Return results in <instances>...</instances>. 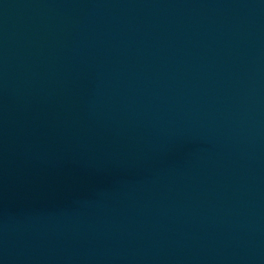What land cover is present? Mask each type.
I'll return each mask as SVG.
<instances>
[{
	"label": "water",
	"instance_id": "1",
	"mask_svg": "<svg viewBox=\"0 0 264 264\" xmlns=\"http://www.w3.org/2000/svg\"><path fill=\"white\" fill-rule=\"evenodd\" d=\"M0 264H264V0H0Z\"/></svg>",
	"mask_w": 264,
	"mask_h": 264
}]
</instances>
